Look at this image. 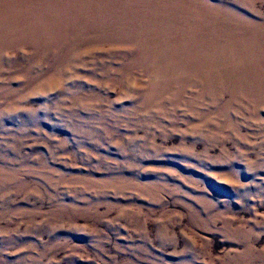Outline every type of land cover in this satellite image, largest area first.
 Segmentation results:
<instances>
[{
	"label": "rangeland",
	"instance_id": "rangeland-1",
	"mask_svg": "<svg viewBox=\"0 0 264 264\" xmlns=\"http://www.w3.org/2000/svg\"><path fill=\"white\" fill-rule=\"evenodd\" d=\"M0 264H264V0H0Z\"/></svg>",
	"mask_w": 264,
	"mask_h": 264
}]
</instances>
